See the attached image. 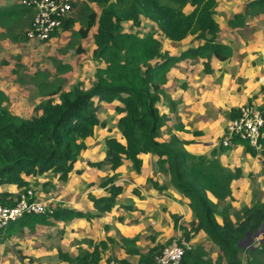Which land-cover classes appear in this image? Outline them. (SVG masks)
<instances>
[{
    "label": "trees",
    "instance_id": "trees-1",
    "mask_svg": "<svg viewBox=\"0 0 264 264\" xmlns=\"http://www.w3.org/2000/svg\"><path fill=\"white\" fill-rule=\"evenodd\" d=\"M80 1L79 16L73 17L70 12L62 20L59 31L71 32L77 40L92 33L95 46L92 57L105 65L96 68L88 86L83 82L71 89L51 85L44 94L45 99L35 104L29 117L13 113L6 103L8 96L0 89V186L14 184L17 188V192L0 191V204L14 205L20 192L30 188V181L24 177L56 174L60 180H66L79 155L87 149L86 141L93 139L97 127H105L106 121L100 115L103 103L113 104L120 133V137L105 139L103 162L114 171L99 181L107 195L92 198L95 213L55 207L52 214H25L7 226L1 239L11 238L24 229L32 232L37 225L49 224L51 219L90 220L109 212L123 191V186L116 184L120 173L115 170L124 161H129L132 171L139 174L144 156L153 154L157 156L158 172L168 177L193 216L187 224L179 223L175 214L170 216L174 218L173 228L179 229L181 237L190 242L180 264H264V241L246 248L239 245L248 232L252 236L264 224V200L253 196L250 204L240 208L232 206L231 183L241 175V170L238 166L221 163L219 156L228 147L220 145L208 155H196L185 148L190 140L176 133L162 137L169 118L161 106L167 98L165 83L170 67L196 56L224 59L229 51L226 45L217 42L220 30L214 19L216 1ZM262 1H251L246 9ZM77 2H73V9ZM23 17H33L29 7L20 4L0 7L2 27ZM238 17L242 14H235L232 20ZM143 20L153 24L171 43L192 38L196 46L169 54L161 51V41L152 34L140 35L133 29L124 28V23L128 22L133 28L140 26ZM232 20L229 23L233 24ZM77 22L79 26L75 27ZM20 39H28L26 31ZM203 64L204 70L210 71V61L205 60ZM37 86L47 90L49 83L40 81ZM237 112L238 109H231L230 117ZM173 129L181 131L183 127L177 125ZM232 144H242L246 151L256 155L246 141L232 138ZM260 158L264 164V150L260 152ZM46 183L44 181L43 186ZM142 187L156 192L165 188L155 177H148ZM191 232L194 235L202 232L217 247L219 253L215 259L203 244L191 243ZM138 239V235L121 238L127 246H124L127 254L137 256L138 264H156L155 256L160 254L164 244H155L140 252L136 247ZM85 241L88 247L75 255L59 250V259L65 264H100L101 251L107 247V242Z\"/></svg>",
    "mask_w": 264,
    "mask_h": 264
},
{
    "label": "crops",
    "instance_id": "crops-1",
    "mask_svg": "<svg viewBox=\"0 0 264 264\" xmlns=\"http://www.w3.org/2000/svg\"><path fill=\"white\" fill-rule=\"evenodd\" d=\"M215 1L214 19L220 30L217 34V42L228 47L226 57L216 59L214 56H196L172 65L165 83L167 98L161 106L162 112L169 117L162 130V137L167 138L171 133H176L179 137L190 140L185 148L196 155H208L211 150L220 146L224 128L234 117H230L231 109H239L240 106L251 101L264 110V77H259V84L252 78L257 71L264 75V57L253 59L258 53L253 51L255 36L260 37L257 45H262V30L259 35H255V31H251L249 26L251 19L246 6L253 0ZM238 13H241L242 17L232 20L233 16ZM256 19L258 18L253 17L254 21H257ZM229 20H232L233 24L229 23ZM163 39L165 43L162 50L169 54H177L183 49L196 46V43L191 45L186 43V40L174 44ZM205 60L210 61V71L204 70ZM254 64L257 66L252 68ZM0 89L7 96L9 95V92L1 86ZM40 101L39 98L35 99L34 106ZM34 106L30 113L26 116L23 114V116L29 117ZM19 108L22 112L28 111L23 106ZM100 115L106 121L105 127H97L93 139L86 141L87 149L79 155L66 180H60L59 175L56 174L24 177L30 181L29 187L36 191L40 199L49 202L54 207L96 212L92 198L107 195V191L99 186V181L110 176L113 171L108 164L103 162L105 139L111 136L120 137L116 127L117 116L113 111V104L103 103ZM177 125L182 126L183 130H174L173 128ZM261 139L264 150V128ZM234 147L236 148L230 149L229 147L222 152L219 158L222 164H228L231 167L238 166L241 170V175L231 183V201L235 208H240L250 204L253 196L261 201L264 200L262 196L259 198L257 192L254 191L258 183H264V164H262L263 158H260V153L252 155L245 150L242 144ZM156 160V155H145L139 174L132 171L129 161H124L115 170L120 173L116 184L122 185L123 191L118 195L116 206L109 212L90 220L85 218L51 219L49 224L37 225L32 232L28 229L21 231L26 233L22 244L24 246V251L21 250L22 255L27 256L28 261L31 257L35 264H65L59 259V250L75 255L80 249L87 248L88 244L85 240L91 239L93 242H107V247L101 251L100 264H103L110 241L114 239L115 243L119 240L113 236V230L123 234L138 235L136 246L139 245L140 240L147 241L146 238L151 235L156 233L157 236L161 235L164 226L167 225L170 231L166 233L163 240L176 235L177 232L173 231V217L170 216L178 211L175 207L168 206V202L173 201V196L169 194L174 192V196H179L178 199L182 197L172 187L168 177L158 172ZM97 163L100 164L97 165ZM148 177L158 178L159 182L165 186L164 190L161 192L152 189L144 190L142 185L146 183ZM44 181L47 182L45 186H43ZM6 187L8 185L0 186V191L17 192V188ZM183 206H185L184 203ZM131 209L133 210L130 211ZM128 211L133 215L131 216ZM135 212L138 218L130 222ZM54 229L55 235L53 234ZM57 231L61 234L56 235ZM18 235L20 232L9 239L17 241ZM157 236L151 237L148 241L159 242ZM164 241L159 243L162 244ZM148 248L149 246L146 245L145 250ZM131 257H135L136 261L138 259L135 255Z\"/></svg>",
    "mask_w": 264,
    "mask_h": 264
},
{
    "label": "rangeland",
    "instance_id": "rangeland-1",
    "mask_svg": "<svg viewBox=\"0 0 264 264\" xmlns=\"http://www.w3.org/2000/svg\"><path fill=\"white\" fill-rule=\"evenodd\" d=\"M77 1V7L71 11L73 17L79 16L78 10L80 8L81 1ZM19 2L20 0H0V7L19 4ZM92 6L96 8L94 4H92ZM246 10L248 11L247 13L251 19V22H249L250 30L255 31V35H259L264 26V1L258 5L249 6ZM253 17L258 18L256 19L257 21H254ZM32 20V17H23L8 27H2L0 25V86L9 92L8 100L6 102L8 108L13 113L20 116L22 115V117H24L23 114L26 116L27 113H30L32 107L34 106V100L37 98H39V100L45 99L46 96H44V94L52 87L61 85L62 89H71L79 82H83L86 86H88L94 77L96 68L105 65V62L95 60L92 57V52L95 48L93 45L92 33L86 38L80 40H77L75 37H73L71 32L69 33L61 31L55 33L47 41H37L30 39H27L26 41L21 40L20 37L24 38V32L31 27ZM77 26H79L78 22L75 27ZM124 28L128 31L133 29V32L140 33V35L152 34L155 38L161 41L162 51L165 40L156 27L149 21L143 20L140 26L133 28L130 27L129 23L127 22L124 23ZM259 38L260 37L255 36V46L253 51L258 53H256L253 57L254 60L256 57L261 59L260 57L263 56L261 53L262 45H257ZM191 39L186 40V43H190L191 45L195 44V40ZM65 66H68V69H66ZM256 66L257 65L254 64L252 68H255ZM259 77H264V75L260 74L258 71L252 76L253 80L258 84ZM40 81L48 82L49 88L47 90L39 89L37 84ZM259 88V90H261L260 86ZM247 103L251 104V101ZM21 106L27 108L28 111L22 112V110L19 108ZM234 146L235 145H231L230 149H235L236 147ZM130 175H132V173H130ZM6 188L16 189V186L14 184H10ZM254 191L257 192L259 198L260 196L264 198V183H258L257 188H255ZM171 193L172 194H169V196H173V201L170 200L168 202V206L171 205L175 207L178 211L175 212L178 221L180 223L187 224V222H189V220H191L193 217L190 209L185 204V206H183V199H178L179 196L176 197L174 196V192ZM181 208L183 209L181 210ZM132 210L133 209L130 211ZM130 211L128 212L132 216L133 214ZM132 218L133 220L130 219V222H133L135 221V218H138L136 212ZM144 225L146 226V223ZM167 227L168 225L164 226L161 235L158 234L157 236L156 233L147 237V241L140 240L139 245L136 246L138 250L140 252H144L146 251V245L149 247L155 244L161 245L159 242L164 241L163 238H165L166 233L170 231ZM142 229H144V227ZM173 231L177 233L176 235H172L170 238H172V240L179 238L180 230L174 228ZM54 232L55 229L53 230V234L55 235ZM106 232L108 233L109 231ZM59 234L61 233L57 231L56 235ZM112 234L116 240H119L115 243L113 241L114 239L110 241L105 259L119 257L136 262L135 257H130V255L127 254V250L124 247L126 245L121 241V238L123 237L132 238L135 236L134 233L123 234L117 230H113ZM25 236L26 233L23 232L18 235L17 241H13L8 237L6 240L0 239V264H35L31 257L28 261L27 256L24 254L22 255L21 253V250L24 251V246L22 244L24 243L23 241L25 240ZM156 236L159 242L153 243L148 241L151 237ZM192 238V242L203 244L211 257L214 259L217 257L219 253L217 247L214 246L206 236L204 238L203 233L198 235L195 234L192 236ZM260 238H263V236ZM167 240H165L162 244L165 245ZM258 240V238L255 239L253 244H256ZM242 245L243 248L248 247V245H245L244 242Z\"/></svg>",
    "mask_w": 264,
    "mask_h": 264
},
{
    "label": "built area",
    "instance_id": "built-area-1",
    "mask_svg": "<svg viewBox=\"0 0 264 264\" xmlns=\"http://www.w3.org/2000/svg\"><path fill=\"white\" fill-rule=\"evenodd\" d=\"M75 0H20L21 6L29 7L33 12L31 27L26 31L30 40L45 41L57 33L62 20L67 18L73 10ZM262 54L264 55V26L261 31ZM264 125L262 111L253 104H243L237 114L228 121L221 138L223 146H229L232 138H239L248 142L255 150H261L259 141L261 129ZM55 207L49 202L40 199L36 191L28 188L20 192L17 202L12 205L0 204V239L4 230L14 220L25 214H52ZM189 242L182 239L173 241L164 247L161 254L155 257L156 264H179ZM103 264H131L122 262L118 258L105 260Z\"/></svg>",
    "mask_w": 264,
    "mask_h": 264
},
{
    "label": "clouds",
    "instance_id": "clouds-1",
    "mask_svg": "<svg viewBox=\"0 0 264 264\" xmlns=\"http://www.w3.org/2000/svg\"><path fill=\"white\" fill-rule=\"evenodd\" d=\"M19 4H20V3H19ZM20 5H21V4H20ZM262 29H263V28H262ZM263 56H264V55H263ZM247 104H248V103H247ZM251 104L257 106L256 104H254V103H252V102H251ZM257 107L262 111L263 116H264V110H263L262 108H260L259 106H257ZM225 127H226V126H225ZM263 128H264V125H263V127H262V129H261V136H260V139H259V141H260V143H261V145H262V149H261V150H255L254 148H252V147L248 144L252 149H254V150L256 151V154H257V153H260V152L263 150V143H262V139H261V138H262V130H263ZM224 129H225V128H224ZM223 132H224V131H223ZM222 136H223V133H222ZM222 136H221V138H222ZM221 138H220V145L223 146V145L221 144ZM237 139H239V138H237ZM240 140H242V139H240ZM243 141H245V140H243ZM247 143H248V142H247ZM231 145H233V144H232V140H231V144H230L229 146H223V147H228V148H229ZM231 200H232V199H231ZM231 200H230V202H231L232 206H234V203H233ZM234 208H235V207H234ZM190 235L193 236L194 234L191 232ZM181 236H182V235L180 234L179 238L171 240L170 243L173 242V241L180 242L182 239H184V238H182ZM192 239H193V238H192ZM256 239H257V238H256ZM184 240H185V239H184ZM254 240H255V239H254ZM185 241H186V240H185ZM258 241H259V240H258ZM186 242H189V241H186ZM170 243H169V244H165V245L162 247V249H163L164 247L170 245ZM191 243H192V242H191ZM253 243H254V241H253ZM252 245H253V244H252ZM189 246H190V242H189ZM189 246H188V247H189ZM248 246H250V245H248ZM188 247H187V248H188ZM187 248H186V249H187ZM162 249L160 250V254H161ZM186 249H185V250H186ZM131 256H133V255H130V257H131ZM156 256H157V255H156ZM156 256H155V257H156ZM182 256H183V255H182ZM117 258H118L119 260H121V258H119V257H117ZM181 258H182V257H181ZM106 260H108V259H106ZM124 260H125V261H123V260H121V261H122V262L131 263V264H138L137 261H136V262H132V261H129V260H126V259H124ZM180 262H181V260H180ZM180 262H179V264H180Z\"/></svg>",
    "mask_w": 264,
    "mask_h": 264
},
{
    "label": "water",
    "instance_id": "water-1",
    "mask_svg": "<svg viewBox=\"0 0 264 264\" xmlns=\"http://www.w3.org/2000/svg\"><path fill=\"white\" fill-rule=\"evenodd\" d=\"M250 234L251 232H248L247 238L245 240H241L239 245L243 246L242 243L244 242L245 245L247 244V245L252 246L253 241L256 238H258L260 242H263L264 241V224H262L259 230L253 233L252 236ZM261 236H263V238H260Z\"/></svg>",
    "mask_w": 264,
    "mask_h": 264
},
{
    "label": "bare ground",
    "instance_id": "bare-ground-1",
    "mask_svg": "<svg viewBox=\"0 0 264 264\" xmlns=\"http://www.w3.org/2000/svg\"><path fill=\"white\" fill-rule=\"evenodd\" d=\"M6 22V21H5Z\"/></svg>",
    "mask_w": 264,
    "mask_h": 264
}]
</instances>
